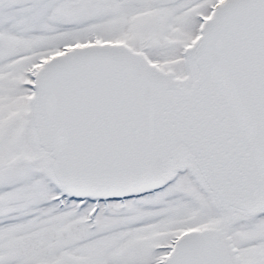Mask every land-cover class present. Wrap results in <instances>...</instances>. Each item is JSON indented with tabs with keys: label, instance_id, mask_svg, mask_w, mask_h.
<instances>
[{
	"label": "snow or ice",
	"instance_id": "6c2138e0",
	"mask_svg": "<svg viewBox=\"0 0 264 264\" xmlns=\"http://www.w3.org/2000/svg\"><path fill=\"white\" fill-rule=\"evenodd\" d=\"M0 264H264V0H0Z\"/></svg>",
	"mask_w": 264,
	"mask_h": 264
}]
</instances>
